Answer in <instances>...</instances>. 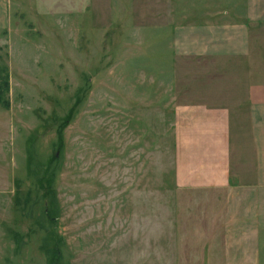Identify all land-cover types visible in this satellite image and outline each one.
Returning a JSON list of instances; mask_svg holds the SVG:
<instances>
[{"label":"rangeland","instance_id":"obj_1","mask_svg":"<svg viewBox=\"0 0 264 264\" xmlns=\"http://www.w3.org/2000/svg\"><path fill=\"white\" fill-rule=\"evenodd\" d=\"M151 1L9 0L0 264H46L56 238L59 264H264V204L258 252H232L220 207L175 183L178 107L214 103L216 74L174 55L172 23L154 22Z\"/></svg>","mask_w":264,"mask_h":264},{"label":"crops","instance_id":"obj_2","mask_svg":"<svg viewBox=\"0 0 264 264\" xmlns=\"http://www.w3.org/2000/svg\"><path fill=\"white\" fill-rule=\"evenodd\" d=\"M221 1L193 6L181 0L174 11L168 0H152L149 12L162 27L172 23L175 56L200 62L198 72L206 76L216 74L214 103L178 107L175 183L212 198L214 211L220 207L230 251L244 245L257 253L264 204V0H227L225 7ZM8 22L9 0H0V29Z\"/></svg>","mask_w":264,"mask_h":264},{"label":"trees","instance_id":"obj_3","mask_svg":"<svg viewBox=\"0 0 264 264\" xmlns=\"http://www.w3.org/2000/svg\"><path fill=\"white\" fill-rule=\"evenodd\" d=\"M7 77L6 75H2V79H1V86H0V102L3 103V105L7 106L8 105V101L5 99H3L2 94L4 91V89L7 88ZM4 88V89H3ZM3 89V90H2ZM73 107H71V109H69L67 115L64 117L63 121L61 122V125L58 129V139L59 142L62 144V130L63 128H65V126L69 123L71 114L73 112ZM44 174H42V176L39 179V186L40 188L43 190V195L44 197H48L51 194V184L54 181V175H55V170L54 168H50V165H46L45 170L43 171ZM45 215L49 217V220H53L52 217V211L46 207L44 209ZM60 238H56V243L55 245H53L52 247H46L47 250V263L46 264H59L60 260H61V251L60 248L58 247V240ZM61 241V240H60Z\"/></svg>","mask_w":264,"mask_h":264}]
</instances>
